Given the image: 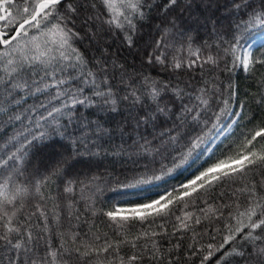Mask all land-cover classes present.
<instances>
[{
  "label": "trees",
  "instance_id": "obj_1",
  "mask_svg": "<svg viewBox=\"0 0 264 264\" xmlns=\"http://www.w3.org/2000/svg\"><path fill=\"white\" fill-rule=\"evenodd\" d=\"M240 2L177 0L175 5L166 8L168 0H153L151 9L145 13L146 18L137 22L135 32L128 33L109 28L104 23L108 13L99 6V0H96V8L91 6L92 0H76L81 5L74 21V30L80 33L76 47L89 60V67L97 64L107 70L108 83L116 99L115 111L111 110V105L100 103L92 107L78 106L79 111L74 114L66 136H53L39 142L38 148L30 150L18 165L23 171L21 181L47 178L40 193H33V196L47 197L48 209H53L55 203H60L61 209L58 220L49 213L47 229L33 217L32 222L40 225L33 234L40 232L43 239L29 244L32 251H14L0 245V264H29L30 259L39 261L45 255L46 244L57 247L63 243L71 248L69 237L72 232H79L82 237L91 231L101 237V242L105 239L127 240V244L120 245V254L125 259L133 252L142 255L143 259L137 264H200L203 253L194 250L221 242L224 217L228 214V209L223 206L234 202L233 192L241 185L255 181L264 187V168L253 169L236 183L226 181L215 186L196 196L187 207L173 204L170 206L173 215L157 219L150 226L136 223L120 231L100 214V210L148 202L174 188L179 191L181 184L193 179L210 163L223 159L225 154L231 155L228 146L264 121V63H261L264 45L251 52L252 63L248 70L225 51L235 47L237 54L242 55L243 48L255 36L264 33V25L249 23L253 9H264V0H244L248 6L235 7ZM96 24L101 28L100 32L95 30ZM129 34L131 46L125 39ZM101 37L111 41L106 43ZM161 39L163 45L158 48L156 42ZM157 53L167 56L164 64L148 62L149 56ZM174 58L181 62V68H173ZM191 60L195 63L188 67ZM152 83L161 89L156 101L146 91ZM134 90L140 96L135 103L131 98ZM125 96L129 99H124ZM198 96L206 99L208 104L200 105ZM225 100L229 101V112L240 113L238 123L233 133L209 157L201 159L218 129L236 118L224 114L217 119V114L225 107ZM157 105L166 108L167 112L153 111ZM182 105L195 109L197 118L193 120L188 115L186 122L177 120ZM145 113L158 116L155 127L153 123L137 127V117ZM98 124L100 129H97ZM13 131L12 127H0V138L6 140ZM169 132L171 136H161V133ZM85 138L90 152L74 143ZM145 141L149 142L146 147ZM197 143L199 147H193ZM153 174L163 179L136 184L135 178L146 176L151 180ZM69 182H73L74 188L70 210L63 206L64 198L69 195L64 188ZM209 205L213 209L221 207L224 217H201L200 223H192L191 231L176 230L177 216H183L185 212L201 216L200 210L208 209ZM77 215L79 220L75 219ZM144 231L158 235L134 240ZM62 233L66 235L62 237ZM133 242L136 248L132 247ZM145 244L148 248L142 251L141 246ZM153 244L158 250L155 253L150 250ZM228 259L231 264H256L247 253L244 257ZM65 264H86V259H77L73 255ZM208 264H215V259Z\"/></svg>",
  "mask_w": 264,
  "mask_h": 264
},
{
  "label": "snow or ice",
  "instance_id": "obj_2",
  "mask_svg": "<svg viewBox=\"0 0 264 264\" xmlns=\"http://www.w3.org/2000/svg\"><path fill=\"white\" fill-rule=\"evenodd\" d=\"M176 2L177 0H168L166 8ZM152 3L153 0H99V6L108 13V19L104 23L109 28L114 27L128 33L136 31L137 22L146 18L145 13L151 9ZM91 6L97 7L96 0H92ZM241 6L248 5L244 4V0L235 5L237 8ZM80 7L76 0H0V127L14 129L11 137L6 140L0 138V245L14 251L23 249L30 252L32 249L29 244L43 239L40 232L35 236L33 234V230L40 226L32 222L33 217L47 229L49 213L58 220L61 209L60 203H55L53 209H48L47 197L33 196V193H40L41 185L47 178L21 181L23 171L18 165L30 150L38 148L39 142L50 140L53 136H66L74 114L79 111L78 106L92 107L100 103L111 105V110L115 111L116 99L112 86L108 83L107 70L103 65L93 64L89 67V60L76 47L80 33L74 30V21L79 15ZM249 23L264 25V9H253ZM125 39L131 46L132 36L126 35ZM156 43L158 48L161 47L163 39ZM225 51L244 70L249 69L252 63L250 52L244 51L241 56L237 54L235 47H229ZM192 55L198 56L196 52H192ZM166 60L167 56L163 53L150 55L148 58L150 64H164ZM194 63L195 60H191L187 66L191 67ZM172 66L179 69L182 64L174 58ZM145 84L148 82L145 81ZM146 91L156 101L161 89L152 83ZM131 98L134 103L140 100L135 90L131 93ZM124 99H129V96ZM197 99L200 105L208 104L202 96ZM30 100L32 103H29ZM223 103L225 107L217 114V119L224 114L240 117V113L228 111V100ZM181 107L177 120L186 122L188 115L193 120L197 118L195 109L187 105ZM153 111L164 114L167 109L157 105ZM157 119L158 116L145 113L142 117H137V127L149 123H153L155 127ZM237 123L238 120L233 119L225 127L231 128L232 124ZM100 128L98 124L97 129ZM164 135L171 136V133H161V136ZM242 137L228 146L231 155L225 154L223 159L210 163L193 179L181 184L179 191L174 188L172 192L148 202L127 207L113 206L107 211L101 209L100 214L107 217L120 231L125 226L136 223L150 226L157 219L173 215L170 207L173 204L187 207L196 196L215 186L226 181L236 183L238 178L245 177L253 169L264 168V121L251 128L247 134H242ZM74 143L90 152L87 138ZM148 143L145 141L144 146ZM92 146L97 147L95 144ZM193 147H199V143ZM135 179L136 184H146L163 177L153 174L151 180L146 176ZM72 184L73 182H69L64 188V192L69 195L64 198L66 202L63 206L69 210L74 202ZM233 196L234 202L223 206L228 209L227 217H224L221 207L213 209L211 205L208 209L200 210L201 216L185 212L183 216L176 217L179 221L175 226L177 231H191L192 223H200L201 217H224L221 242L209 243L206 249L194 250L203 253L200 264H208L213 259L215 264H231L229 257H244L246 253L256 264H264V187L253 181L235 189ZM93 215H96L95 211ZM75 219L79 220V216H75ZM61 235L64 237L66 234ZM156 235V232L149 234L144 231L135 236L134 240L150 239ZM69 239L73 247H65L63 243L57 247L46 244L45 255L39 261L30 259L29 264H65L73 255L77 259L85 258L86 264H137L143 259L142 255L135 252L127 259L120 254V245L127 244V240L117 242L105 239L101 242V237L91 231L84 233L82 237L79 232H72ZM132 247L136 248L137 245L133 242ZM147 248V244L141 246L142 251ZM150 250L154 253L158 251L154 244ZM153 258H156L155 254Z\"/></svg>",
  "mask_w": 264,
  "mask_h": 264
},
{
  "label": "rangeland",
  "instance_id": "obj_3",
  "mask_svg": "<svg viewBox=\"0 0 264 264\" xmlns=\"http://www.w3.org/2000/svg\"><path fill=\"white\" fill-rule=\"evenodd\" d=\"M95 30H97V32L101 31V28L99 27L98 24H96ZM101 39H102V41H104L106 43L111 41V39H105V38H102V37H101ZM254 41H256V43H254V45L252 46L251 50L249 51L250 53L252 52V50L254 48H257L258 46L264 45V33L256 36L255 38H253L249 42V44L246 46V48L242 51V54H243L244 51L247 50L249 45H252V42H254ZM133 54H136V53H133ZM235 119H237V118H235ZM226 125H228V124H225V125L221 126L220 129L217 131V133L210 140V142L208 143L206 149H211V151H204L203 156L201 157V159L209 157L213 153L215 148L233 133L234 127H235L236 124H232L231 128H226L225 127ZM120 207H127V206H120Z\"/></svg>",
  "mask_w": 264,
  "mask_h": 264
},
{
  "label": "bare ground",
  "instance_id": "obj_4",
  "mask_svg": "<svg viewBox=\"0 0 264 264\" xmlns=\"http://www.w3.org/2000/svg\"><path fill=\"white\" fill-rule=\"evenodd\" d=\"M254 43H256V41H254V42H252V45H249V47L247 48V50L246 51H250L251 50V48H252V46L254 45Z\"/></svg>",
  "mask_w": 264,
  "mask_h": 264
}]
</instances>
